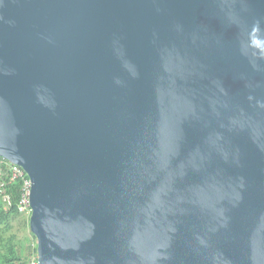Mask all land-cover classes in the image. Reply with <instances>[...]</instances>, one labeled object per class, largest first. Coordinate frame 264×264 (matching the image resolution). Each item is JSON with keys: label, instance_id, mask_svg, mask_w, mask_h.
<instances>
[{"label": "water", "instance_id": "1", "mask_svg": "<svg viewBox=\"0 0 264 264\" xmlns=\"http://www.w3.org/2000/svg\"><path fill=\"white\" fill-rule=\"evenodd\" d=\"M0 157L37 264H264V0H0Z\"/></svg>", "mask_w": 264, "mask_h": 264}, {"label": "trees", "instance_id": "2", "mask_svg": "<svg viewBox=\"0 0 264 264\" xmlns=\"http://www.w3.org/2000/svg\"><path fill=\"white\" fill-rule=\"evenodd\" d=\"M6 192L10 196V204L4 203L0 199V264H27L28 256L23 253L21 240L12 233L14 223L28 227V234L34 239L28 226L29 215L20 213L17 204L20 197V181H8ZM33 251L37 254V244L33 246Z\"/></svg>", "mask_w": 264, "mask_h": 264}, {"label": "built area", "instance_id": "3", "mask_svg": "<svg viewBox=\"0 0 264 264\" xmlns=\"http://www.w3.org/2000/svg\"><path fill=\"white\" fill-rule=\"evenodd\" d=\"M8 181L19 180L20 181V197L17 204L18 211L20 213L30 216V188L31 181L23 168L19 165L13 164L4 158L0 157V199L10 204V196L6 192V184ZM37 264V263H36Z\"/></svg>", "mask_w": 264, "mask_h": 264}, {"label": "rangeland", "instance_id": "4", "mask_svg": "<svg viewBox=\"0 0 264 264\" xmlns=\"http://www.w3.org/2000/svg\"><path fill=\"white\" fill-rule=\"evenodd\" d=\"M12 233L15 234L17 239L21 240L23 246V253L28 256L27 264L37 263V254L33 251V246L36 244V239L28 234V227L21 226L19 223H14Z\"/></svg>", "mask_w": 264, "mask_h": 264}, {"label": "bare ground", "instance_id": "5", "mask_svg": "<svg viewBox=\"0 0 264 264\" xmlns=\"http://www.w3.org/2000/svg\"><path fill=\"white\" fill-rule=\"evenodd\" d=\"M1 158H3V157H1ZM5 159V158H4ZM5 160H7V159H5ZM7 161H9V160H7ZM10 162V161H9ZM12 163V162H11ZM14 164V163H13ZM17 165V164H16ZM21 167V166H20ZM22 168V167H21ZM24 170V169H23ZM25 171V170H24ZM26 173V172H25ZM28 176V175H27Z\"/></svg>", "mask_w": 264, "mask_h": 264}]
</instances>
